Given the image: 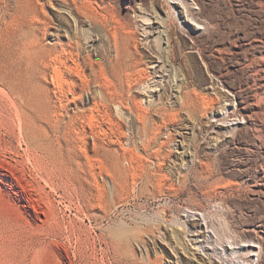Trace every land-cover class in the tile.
<instances>
[{
    "label": "rangeland",
    "instance_id": "rangeland-1",
    "mask_svg": "<svg viewBox=\"0 0 264 264\" xmlns=\"http://www.w3.org/2000/svg\"><path fill=\"white\" fill-rule=\"evenodd\" d=\"M0 264H264V0H0Z\"/></svg>",
    "mask_w": 264,
    "mask_h": 264
},
{
    "label": "bare ground",
    "instance_id": "bare-ground-1",
    "mask_svg": "<svg viewBox=\"0 0 264 264\" xmlns=\"http://www.w3.org/2000/svg\"><path fill=\"white\" fill-rule=\"evenodd\" d=\"M119 39H117V41H118ZM117 53H118V51H117ZM70 91H72L73 92V90H70ZM69 93V92H68ZM77 98V97H76ZM76 104V103H75ZM185 178V179H184ZM187 178H186V176L185 177H183V179L181 178V181H185ZM197 181L198 182H201L200 184H206L207 183V176H201L199 179H197ZM119 185H116V187H118ZM120 187V186H119ZM164 211H166V210H164ZM163 213V212H162ZM160 223L159 222H156L155 223V225L156 226H158ZM128 230V229H127ZM116 233H118V232H116ZM128 233V232H127Z\"/></svg>",
    "mask_w": 264,
    "mask_h": 264
}]
</instances>
